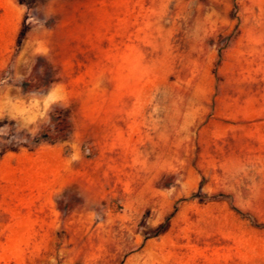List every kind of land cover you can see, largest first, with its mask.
<instances>
[{"label":"rangeland","instance_id":"obj_1","mask_svg":"<svg viewBox=\"0 0 264 264\" xmlns=\"http://www.w3.org/2000/svg\"><path fill=\"white\" fill-rule=\"evenodd\" d=\"M0 34V264H264V0H0Z\"/></svg>","mask_w":264,"mask_h":264},{"label":"trees","instance_id":"obj_2","mask_svg":"<svg viewBox=\"0 0 264 264\" xmlns=\"http://www.w3.org/2000/svg\"><path fill=\"white\" fill-rule=\"evenodd\" d=\"M29 82V79L26 80L25 83ZM49 116L51 121L53 122V126H43L40 131L38 137L35 138V144L37 145L40 141H49V142H57L61 139H65L68 137L72 126L69 120V115L65 112L64 109L60 107H54L50 112ZM18 147L12 146L10 150H16ZM243 216H246L251 221L253 218L248 213H241ZM264 225V224H263ZM164 228V225L160 226V230Z\"/></svg>","mask_w":264,"mask_h":264},{"label":"crops","instance_id":"obj_3","mask_svg":"<svg viewBox=\"0 0 264 264\" xmlns=\"http://www.w3.org/2000/svg\"><path fill=\"white\" fill-rule=\"evenodd\" d=\"M7 47H8V39L6 35L0 34V63L4 59V53Z\"/></svg>","mask_w":264,"mask_h":264},{"label":"clouds","instance_id":"obj_4","mask_svg":"<svg viewBox=\"0 0 264 264\" xmlns=\"http://www.w3.org/2000/svg\"><path fill=\"white\" fill-rule=\"evenodd\" d=\"M56 99V97L52 94V95H49L45 100H44V107L47 108L48 107V104L50 101ZM37 101H33V106L35 107L37 105Z\"/></svg>","mask_w":264,"mask_h":264}]
</instances>
